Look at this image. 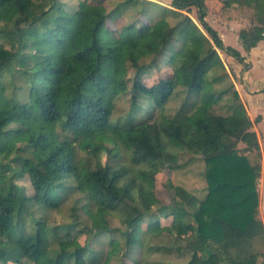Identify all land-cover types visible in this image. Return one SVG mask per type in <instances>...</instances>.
<instances>
[{
    "label": "trees",
    "instance_id": "16d2710c",
    "mask_svg": "<svg viewBox=\"0 0 264 264\" xmlns=\"http://www.w3.org/2000/svg\"><path fill=\"white\" fill-rule=\"evenodd\" d=\"M75 1L68 8L62 0H0V264H108L115 255L119 264H149L164 248L151 245L137 260L130 253L147 236L161 237V217H171L176 232L165 250L180 252L184 264H264V251L235 257L264 234L260 145L233 83L215 89L223 81L211 75L223 68L217 50L239 63L244 57L206 21L208 0H118L108 8ZM222 2L250 11L238 33L245 51L264 41V0ZM126 10L138 18L111 31L107 21ZM159 60L172 75L148 87L142 75ZM229 87L230 113L217 114ZM176 91L185 92L183 103L166 115ZM128 93L127 112L114 119L116 100ZM120 154L127 163L116 166ZM183 155L201 157L204 196L171 185L170 204L153 203L154 177ZM26 177L30 196L17 184ZM75 197L73 220L60 228L90 240L108 235L103 263L89 242L52 250L59 229L37 217Z\"/></svg>",
    "mask_w": 264,
    "mask_h": 264
},
{
    "label": "rangeland",
    "instance_id": "374dc122",
    "mask_svg": "<svg viewBox=\"0 0 264 264\" xmlns=\"http://www.w3.org/2000/svg\"><path fill=\"white\" fill-rule=\"evenodd\" d=\"M107 8L110 3L118 0H103ZM161 3L170 4V0H157ZM65 2L68 8H76L77 3L75 0H62ZM208 13L206 16V21L208 24L216 30L218 36L221 38L225 46H229L237 50L241 56L244 57L243 63L237 62L232 57L227 56L224 52L217 50L219 57L223 63V68L213 70L211 75L218 76L223 79L221 83L216 85V91L226 88V86L233 83L235 89L239 93L245 94L246 90L250 91L248 106L250 113L264 114V41H262L257 47L250 50L249 52L245 51L238 42V33L239 29L248 23L250 11L248 9L238 8L236 6L230 7L228 9H223L224 3L222 0H208L207 3ZM156 15V11H152ZM196 10L193 8L190 17L196 21ZM138 16L132 10L124 11L122 16H119L116 19L108 20L107 26L113 31H119L125 24L136 20ZM144 21V20H143ZM168 21L173 24V19L169 18ZM1 45V44H0ZM172 68L159 60L157 66L152 68L147 74L142 75V82L146 86L150 87L156 84L160 80H165L171 77ZM129 76H132V71L129 70ZM18 84H21L19 82ZM220 85V86H219ZM230 88V87H229ZM11 90L7 92V95L10 96ZM185 97V92L176 91L172 98L167 102L164 112L166 115H173L183 103ZM129 98L130 95L124 94L121 95L116 100V111L113 115V118L124 117L125 113L129 108ZM225 99L220 101L217 105L214 106V110L217 114L227 115L230 113L229 104L232 100V91L227 92ZM252 109V110H251ZM250 114V116H251ZM259 135L261 141L260 148V166H261V178L257 184L258 196H259V207H258V217L262 221L264 226V119L259 124ZM257 129V127H256ZM259 141V140H258ZM242 146V145H239ZM120 160L115 164L116 166L127 163V158L120 154ZM108 155H102L101 162L104 163ZM203 169L204 164L199 156L194 155H183L178 159L176 168L169 169L165 168L156 174L154 177V189L152 193V202H158L160 205H168L171 202L172 191L169 190V186L179 185L186 189L189 192L196 193L199 197H203L205 194V181L203 178ZM18 185L24 188L29 196L32 195V187L28 181V178H24L17 182ZM75 198L69 199L60 209V211H49L43 212L37 217L43 216L44 222L47 226L58 227L59 232L56 241H50L52 243V250L60 248V244L67 249L81 248L84 247L87 242L91 246L93 251L97 252L96 258L98 262L103 263L106 258V252L109 247L110 237L106 234L94 237L93 239H88V234L84 232L71 231L66 232L60 228V224L65 222H70L73 220L71 216V207L73 206ZM153 209H156L155 207ZM78 213L80 211H77ZM161 226L163 227V234L161 237H154L156 240H151L149 236L144 239L143 248H135L131 250L130 257L133 260L139 259L142 255L150 254V246L153 245L156 247L161 246L164 248L160 254H153L150 258L149 264H184L187 259L185 256L181 255L178 251H166V248H172L175 238L172 235H176L175 231H171L170 224L172 218H160ZM110 225L112 227H120V224L115 219H110ZM145 228V225H143ZM25 229L32 231V224L28 219H25ZM37 229V228H36ZM119 241V239H118ZM120 245V244H119ZM194 248L199 250V246L195 243L193 244ZM239 251V250H238ZM264 251V234L256 237L250 241H247L241 251L240 255L235 256L236 259H241L249 256L253 253H259ZM237 252V251H236ZM120 257L115 255L110 258L108 264H119ZM12 264V263H11Z\"/></svg>",
    "mask_w": 264,
    "mask_h": 264
},
{
    "label": "crops",
    "instance_id": "0c3cea01",
    "mask_svg": "<svg viewBox=\"0 0 264 264\" xmlns=\"http://www.w3.org/2000/svg\"><path fill=\"white\" fill-rule=\"evenodd\" d=\"M260 44V43H259ZM236 91H237V93H238V95H239V98H240V101H241V103L243 104V106H244V108H245V110H246V113H247V115L249 116V118H250V120L252 121V124H253V130H254V132L256 133V135H257V137H258V140H259V145H260V148H261V139H260V135H259V124L263 121V119H264V114H259V115H257L256 113H250V111H249V106H248V101H247V99H249V95H250V91H248V90H246V92H245V94L243 95V94H241V93H239L238 92V90L236 89ZM252 110V109H251ZM250 114H251V116H250ZM258 116H260L261 117V119H260V121L259 122H255V119L258 117ZM256 127H257V129H256Z\"/></svg>",
    "mask_w": 264,
    "mask_h": 264
}]
</instances>
